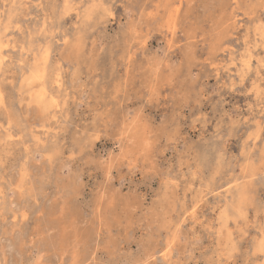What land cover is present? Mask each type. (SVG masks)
I'll use <instances>...</instances> for the list:
<instances>
[{"label": "rangeland", "instance_id": "1", "mask_svg": "<svg viewBox=\"0 0 264 264\" xmlns=\"http://www.w3.org/2000/svg\"><path fill=\"white\" fill-rule=\"evenodd\" d=\"M263 153L264 0H0V264H264Z\"/></svg>", "mask_w": 264, "mask_h": 264}, {"label": "bare ground", "instance_id": "2", "mask_svg": "<svg viewBox=\"0 0 264 264\" xmlns=\"http://www.w3.org/2000/svg\"><path fill=\"white\" fill-rule=\"evenodd\" d=\"M151 17V16H150ZM90 31V30H89ZM257 70V69H256ZM248 72V71H247ZM259 90V89H258ZM141 140V139H140ZM264 154V153H263ZM264 156V155H263ZM230 235V234H229Z\"/></svg>", "mask_w": 264, "mask_h": 264}]
</instances>
